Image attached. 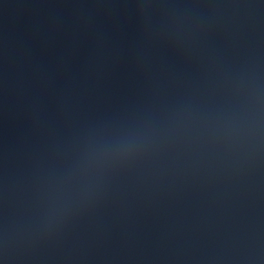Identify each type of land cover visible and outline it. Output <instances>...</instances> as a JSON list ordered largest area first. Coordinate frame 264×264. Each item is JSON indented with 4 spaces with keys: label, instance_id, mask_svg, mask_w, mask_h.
Masks as SVG:
<instances>
[{
    "label": "water",
    "instance_id": "water-1",
    "mask_svg": "<svg viewBox=\"0 0 264 264\" xmlns=\"http://www.w3.org/2000/svg\"><path fill=\"white\" fill-rule=\"evenodd\" d=\"M253 66L264 71V0H0L10 264H264V160L227 159L194 134L110 171L50 232L26 227L85 137L215 108Z\"/></svg>",
    "mask_w": 264,
    "mask_h": 264
},
{
    "label": "clouds",
    "instance_id": "clouds-1",
    "mask_svg": "<svg viewBox=\"0 0 264 264\" xmlns=\"http://www.w3.org/2000/svg\"><path fill=\"white\" fill-rule=\"evenodd\" d=\"M203 27L197 18L172 17L170 23ZM194 134L213 153L237 162L264 160V71L259 66L237 70L227 99L212 109L181 106L160 120L144 119L85 137L71 160L44 178L35 217L28 232H50L90 198L101 180L116 167L146 153L158 142ZM12 229L0 223V264H10Z\"/></svg>",
    "mask_w": 264,
    "mask_h": 264
}]
</instances>
